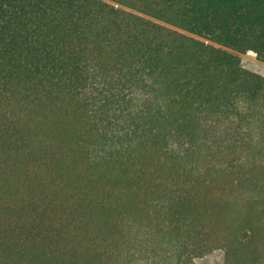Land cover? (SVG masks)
<instances>
[{
	"label": "trees",
	"instance_id": "16d2710c",
	"mask_svg": "<svg viewBox=\"0 0 264 264\" xmlns=\"http://www.w3.org/2000/svg\"><path fill=\"white\" fill-rule=\"evenodd\" d=\"M264 0H0V264H264Z\"/></svg>",
	"mask_w": 264,
	"mask_h": 264
},
{
	"label": "rangeland",
	"instance_id": "374dc122",
	"mask_svg": "<svg viewBox=\"0 0 264 264\" xmlns=\"http://www.w3.org/2000/svg\"><path fill=\"white\" fill-rule=\"evenodd\" d=\"M233 52L241 57L242 64L246 69L264 76V61L260 60L255 53L249 52L243 54L237 51ZM196 264H226V254L224 251L218 250L197 259Z\"/></svg>",
	"mask_w": 264,
	"mask_h": 264
}]
</instances>
